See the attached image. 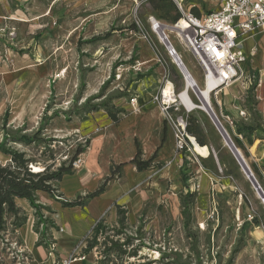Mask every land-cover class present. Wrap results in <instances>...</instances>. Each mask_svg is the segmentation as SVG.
Returning a JSON list of instances; mask_svg holds the SVG:
<instances>
[{"label": "rangeland", "instance_id": "rangeland-1", "mask_svg": "<svg viewBox=\"0 0 264 264\" xmlns=\"http://www.w3.org/2000/svg\"><path fill=\"white\" fill-rule=\"evenodd\" d=\"M193 5L202 12L216 9L215 0L184 1L185 9ZM173 12L170 11L169 17ZM149 16L172 24L153 10L148 0H0V138L4 115L8 119L7 127L24 128L22 133H33L45 114L48 117L58 112L59 115L51 119L40 134L45 144L10 143L25 153L30 160L28 165L43 170L47 165L55 169L62 162L68 164L78 144H85L86 140L90 143V135L85 133L95 127H99L100 132L94 138L100 142L95 144L91 169L101 178L99 184L110 174L112 165L126 162L120 174L112 177L106 186V191H110L107 205L98 215L100 206L94 202L83 208L84 221L87 212L88 219L94 217L77 232L71 234L69 227L58 223V220L80 219V214L75 211L77 208L62 209V202L86 194V176L84 179L87 181L84 180L78 192L65 190L63 180L67 176L55 183L56 193L60 196L51 198L50 206L41 209L43 217L48 220L43 237L35 231L37 217L33 208L23 210L19 207L21 212L18 216H26L23 225L25 230L28 229V235L17 233L16 229L21 226H14L13 216L7 214L2 238L8 235V242L0 240V264H43L40 262L42 258L36 254L37 261L28 262L31 255L23 252L24 248L36 237L33 247H39L45 254V249L49 250L52 243L58 247L55 245L58 243L56 237L61 234V238H65L64 233L72 236L71 245L64 250L59 249V252L66 257H84L80 264H99L100 260L104 264H198V259L202 264H264V204L237 162L233 161L206 112L195 109L190 114L200 123V134H203L207 145L202 146L192 139L193 152L189 150L180 162L174 156L175 144L170 129L168 126L164 129L163 117L151 100V95L164 83V70L156 65L154 54L141 33L130 29L136 20L149 28ZM169 36L197 86L204 87L203 73L197 62L173 34ZM241 47L247 55L242 65L244 75L226 94H222L221 105L220 98L211 93L210 105L264 192L261 168L264 165V140L259 138L261 133L257 132L254 143L249 145L236 133L231 118L225 114H232L238 121H249L244 104L247 77H251L252 82L251 71L257 70L259 79L254 94L257 108L264 117V34L242 39ZM164 53L170 62L165 50ZM171 64L170 68L179 75L176 80L169 77L175 81L177 93L182 90L184 79L177 67ZM104 86L105 95H115L120 90L128 93L113 100L125 111L118 123H113L104 112L83 117L73 113L62 114L80 106ZM189 93L199 103L194 91ZM136 94L142 104L138 113H134L129 105L130 98ZM241 111H245V115ZM92 132L89 133L91 136L95 134ZM163 135L166 141L148 169L138 171L134 164L129 163L135 154L136 142L142 150L141 158L147 160ZM221 143L227 167L221 166L211 153L213 150L217 154ZM86 151L87 146L76 157V162L85 160ZM9 161V156L0 153V164ZM74 161H71V166L75 173L81 166L76 167ZM170 161L172 164H167ZM181 170L192 190L195 184L200 186L193 191L192 239L186 236L182 225L180 196L186 188L181 182ZM147 181L151 186L145 187ZM38 202L41 204L44 200L38 196ZM116 204H122L128 210V233L135 235L139 229L144 245L140 246L136 256L122 263L120 260L115 263V258H105L104 246L83 255L85 240L99 219L103 218L111 228L107 234H113ZM58 213L61 214L59 218ZM253 217L259 220L258 225L253 222ZM37 229L41 230L40 224ZM138 244H141L139 239L134 240L133 245ZM234 250L237 251L232 256ZM161 252L168 257L162 258ZM53 257L54 263L60 264L55 249Z\"/></svg>", "mask_w": 264, "mask_h": 264}, {"label": "trees", "instance_id": "trees-1", "mask_svg": "<svg viewBox=\"0 0 264 264\" xmlns=\"http://www.w3.org/2000/svg\"><path fill=\"white\" fill-rule=\"evenodd\" d=\"M148 2L153 10L160 13V16L164 20L167 19L170 20L171 23H174L181 17V13L178 11L173 0H148ZM171 10L174 11L173 16L169 17ZM188 10L195 16H200L201 14L199 8L195 5L191 6ZM130 29H134L136 31L138 30L135 23L131 24ZM251 72L254 80L250 83L246 91L244 101L245 108L249 114V121H238L232 114L225 112V114L231 118L233 124L235 125L236 133L243 137L249 145L254 143V136L257 132L261 133L259 138L264 140V117L262 112L257 108V101L254 94V91L258 85L259 74L257 70H253ZM169 74L173 79H179V75L171 68H169ZM141 77L142 76L139 75V78ZM173 79L172 81H174ZM104 89L105 86L102 87L97 94L87 97L84 102L80 104V106H75L76 108L70 109L69 112L64 111L62 114L69 115V113H73L76 116L83 117L90 113L103 110L113 123H118L120 121V115L125 111L123 108L116 106L113 103V100L115 98L124 97L128 93L126 90H120L115 95H105ZM80 91H82L81 88ZM58 115V112H54L48 117L45 114L41 118L39 127L33 133H22V131L25 130L24 128L12 129L7 127L8 119L6 115H4L2 118L0 153L9 156L10 161L4 165L0 164V239L2 238V232L5 229V218L7 214L13 216L14 226L20 227L25 223L26 216H18L21 212V209L16 205V198L26 199L28 201L30 207L35 210V215L37 217L35 231L39 232L42 237L45 235L48 228V220L44 218L43 214L41 213V209L45 208V206L38 202L37 193L46 192L52 198L55 196H60L56 193L57 188L55 183L61 181L63 176L73 172L71 161H74L79 154L83 153L86 146L88 145V140L85 141V144H78L68 164H66V162H62L55 169L51 168L50 165H47L41 171H31V169L28 167L30 160L26 157L25 153L12 147L10 143H20L25 145L31 143L45 144V141L41 140L40 134L44 129H46L49 121ZM187 122V131L189 135L193 136L198 144L202 146L207 145L203 134H200L202 133V127L192 114L187 116ZM164 141L165 136L162 137L159 146L156 148L152 156L147 160H143L141 158L142 150L136 142L135 154L129 163L134 164L138 171L148 169L152 165V162L157 156V153L162 147ZM205 147L208 149L207 146ZM222 149L223 144L221 143L220 148H217V154H215L219 164H221V166L223 165L224 167H227V159L223 155ZM233 161L235 162L234 157ZM124 165H126V162L112 165L110 167V174L104 178V180L94 191L88 192L84 196L78 195L73 200L64 201L62 202V206L68 208L86 206L91 199L105 192V188L109 180L115 175H119ZM261 168L264 172V165ZM180 175L181 182L186 188V192L180 196L181 215L183 218L182 225L186 236L192 239L194 235L190 227L193 222V205L195 193L190 189L188 178L182 170L180 171ZM253 222L257 225L259 224V220H257L256 217H253ZM39 224L41 225L40 231L37 229ZM53 225L54 224L51 223V226ZM127 229L128 210L124 206L116 204V222L115 226L112 227L113 234H107V231L111 230V228H109V225L103 218L99 219L94 224L90 235L85 240L86 244L82 250V254L87 255L94 248H97L98 246H104L102 251L104 253V257L108 258L109 260L115 258V263L119 260L122 263L124 260L136 256L140 246L144 245L141 240L142 236L139 229L135 232V235L128 233ZM136 239H139L141 244L134 246L133 243ZM39 244L40 243L37 245ZM236 251L237 250H234L232 256L236 253ZM161 257L164 258L168 256L164 252H161ZM170 257L173 258L172 255ZM99 264H104L103 260H100ZM198 264H202L201 260L199 259Z\"/></svg>", "mask_w": 264, "mask_h": 264}, {"label": "built area", "instance_id": "built-area-1", "mask_svg": "<svg viewBox=\"0 0 264 264\" xmlns=\"http://www.w3.org/2000/svg\"><path fill=\"white\" fill-rule=\"evenodd\" d=\"M173 1L181 13V17L176 22L165 24L154 16H149V28H146L140 20H136L135 24L142 38L149 44L155 62L164 70V83L151 95V100L156 103L163 120L172 131L175 144L174 156L182 158L191 150L187 116L192 110L183 105L179 92L176 93L174 82L169 79V60L164 50L179 71V66L183 65L169 35L173 34L197 62L203 73L204 86L208 80L216 82L211 91L216 97L221 90L228 88L244 75L242 65L246 62L247 55L241 47V40L254 33L264 34V0H215L216 9L207 12L200 10V16H195L184 8L185 0ZM180 73L185 80V75L181 71ZM247 80L246 88L251 83V77L248 76ZM169 84L170 88H167ZM195 85L199 89L196 82ZM129 105L134 113L140 111L136 96L130 98ZM245 113L241 111V114L245 115ZM80 163L74 161L76 167L81 165ZM28 167L31 171L37 172L32 164ZM198 188L199 185L195 184L194 190ZM7 237L8 235H5L0 240L8 242ZM52 244L48 256H53L55 246ZM75 259H77L75 256L62 258L60 264H71Z\"/></svg>", "mask_w": 264, "mask_h": 264}, {"label": "crops", "instance_id": "crops-1", "mask_svg": "<svg viewBox=\"0 0 264 264\" xmlns=\"http://www.w3.org/2000/svg\"><path fill=\"white\" fill-rule=\"evenodd\" d=\"M258 33H254V34H251V35H249V36H246L245 38H243V40H245V39H248V38H250V37H252V36H255V35H257ZM251 50H253V49H251ZM152 51V50H151ZM153 53V52H152ZM153 59H154V57H153ZM155 61V60H154ZM183 62V61H182ZM156 63V62H155ZM172 62L170 61L169 62V68H170V64H171ZM156 65H158L157 63H156ZM171 65H173V63L171 64ZM159 66V65H158ZM160 67V66H159ZM177 73V72H176ZM174 82V81H173ZM237 82V81H236ZM236 82H234L233 84H235ZM261 82H262V80H261ZM174 84H175V82H174ZM232 84V85H233ZM231 85V86H232ZM231 86H229L228 88H224L223 90H221L218 94H217V96H216V98L217 97H219L220 98V101H219V103H220V105H221V100H222V94H226V91L231 87ZM136 97H137V100H138V98H139V95H137L136 94ZM138 104L140 105V110H141V106H142V104L141 103H139V101H138ZM130 109H131V107H130ZM101 112H104L103 110H100V111H97V112H93V114H98V113H101ZM105 113V112H104ZM107 115V114H106ZM108 117V116H107ZM163 124H164V129H166V127L168 126L167 124H166V122L163 120ZM168 128L170 129V127L168 126ZM97 129H98V131H97ZM90 131L92 132V133H95V134H92L93 136H91V134H89L90 133ZM100 132V129H99V127H95V129L94 130H88V132H86L85 134L86 135H90V143L87 145V151L84 153L85 155H84V157H85V160H83L84 161V163H81L82 165H81V169L79 170V171H76L75 173L74 172H72L71 174H68V175H65V176H67V177H65L64 178V180H63V186L65 187V190H67L68 192H78L80 189H81V187H82V185H84V176H86V178H87V180H88V186H87V188H88V191L86 192V193H88V192H92V191H94L100 184H99V180L101 179V178H98L97 177V175H95V172L94 171H92V169H91V159H92V156H93V154H94V152L96 151V149H95V144L96 143H99L100 142V140L98 139V138H94V135H97L98 133ZM170 132H171V135H172V138H173V134H172V131H171V129H170ZM163 136H165V135H163ZM190 137H191V139H194V141L195 142H197L196 140H195V138L193 137V136H191L190 135ZM162 139V138H161ZM92 140V141H91ZM173 140H174V138H173ZM161 141V140H160ZM165 141H166V137H165ZM165 141H164V143H165ZM163 143V144H164ZM136 144V143H135ZM160 144V143H159ZM162 144V145H163ZM192 147L194 148V142H193V140H192ZM159 146V145H158ZM157 146V147H158ZM156 147V148H157ZM136 148V147H135ZM162 148V147H161ZM160 148V149H161ZM159 149V150H160ZM156 150V149H155ZM154 150V151H155ZM173 152H174V149H173ZM154 153V152H153ZM181 159H183L184 160V156L182 157V158H176V160H179V162L181 161ZM115 163V162H114ZM109 164H111V161H110V163H108V165ZM171 164H172V162H171ZM108 170H109V166H108ZM105 174V173H104ZM91 176V177H90ZM93 177H94V179H93ZM63 179V178H62ZM62 179H61V181H62ZM87 180H85V181H87ZM148 181H150V180H148ZM148 181H147V183L145 184V187H147L148 186ZM60 182V181H59ZM198 184V183H197ZM199 185V184H198ZM149 186H151L150 184H149ZM200 187V186H199ZM190 189L192 190V188H191V186H190ZM199 189V188H198ZM37 195L39 196V197H41L43 200H44V202L43 203H41L43 206H50V201H51V196L48 194V193H46V192H38L37 193ZM110 197V191H106V188H105V192L104 193H102V194H100L99 196H97V197H94L93 199H91L89 202H88V204L86 205V206H84V207H71V208H77V209H75V211H77V213H79L80 214V219L78 220V219H75V220H70V221H66V222H64L63 221V219L61 218H59L60 216H61V214H59L58 213V218H59V220L58 221H60V222H58V223H61V224H63V225H65V226H67V227H69V229H70V232H71V234L73 233V231L74 232H77L81 227H82V225L83 224H87L89 221H91L92 219H93V217L94 216H92V219L90 220V219H88V216H89V213L87 212V219H86V221H84L85 220V218L83 217V215L82 214H85V213H83L84 211L82 210L83 208L85 209V208H88V206L92 203V202H94V203H96V204H98L99 206H100V210L98 211V213L96 214V215H98L100 212H101V210L107 205V202H109V198ZM105 199V200H104ZM15 202H16V205L18 206V207H20V208H22L23 210H27V207H30V205H29V203H28V201L26 200V199H21V198H16L15 199ZM119 205H122V204H119ZM123 206V205H122ZM63 207V206H62ZM31 208V207H30ZM64 208H68V207H63L62 209H64ZM61 209V210H62ZM61 210H59L58 212H60L61 213ZM95 215V216H96ZM115 215H116V209H115ZM115 222H116V220H115ZM81 224V225H80ZM63 229V228H62ZM16 232L17 233H23V232H25L27 235H28V229L26 228V230H25V226L23 225V226H21L20 228H17L16 229ZM66 236H65V238H61V234H59V236H57L56 237V239L58 240V243H56L55 245H58V247L56 246V248H55V254H56V256H58L59 257V259H60V263H61V259L62 258H65L66 256H63L60 252H59V249L60 250H64L65 248H67V247H70V245H71V235H69V234H66V233H64ZM28 237V236H27ZM30 237V236H29ZM32 237V236H31ZM36 239V237H34L33 239H32V242H30V243H28L27 244V248H24L25 250H23V252H25V253H27L28 255H31L30 256V258L27 260L28 262H32V261H37V257H41L42 258V260L40 261L41 263H45V264H53V262H54V257L53 256H48V252H49V250L48 249H45V254H44V251H40V249H39V247L36 249V248H34L33 247V241ZM67 244H69V245H67ZM61 245H63V247L61 246ZM35 254H36V256H35ZM81 262L82 261H84V260H80ZM80 261H73L71 264H80Z\"/></svg>", "mask_w": 264, "mask_h": 264}, {"label": "water", "instance_id": "water-1", "mask_svg": "<svg viewBox=\"0 0 264 264\" xmlns=\"http://www.w3.org/2000/svg\"><path fill=\"white\" fill-rule=\"evenodd\" d=\"M182 68L185 70V72L187 73V76L190 78V75L188 74L184 65H182ZM193 86H195V88H192L194 93L196 94L198 100L204 105V108H205L207 115L210 117V119L212 120L213 124L215 125L217 131L221 135L225 146H227L230 153L234 157L235 161L239 165L241 171L247 177L250 184L252 185V187L256 191L257 195L260 197L261 201L264 204V192H263L262 188L260 187L259 183L257 182L256 178L254 177L253 173L251 172L250 168L248 167V165H247L244 157L242 156L241 152L237 149V147L233 143L232 139L228 135L227 131L224 129V127L222 126V124L218 120V118L215 115L213 109L211 108L208 100H206V98H204V96H202L201 90L196 87L195 83ZM211 153L213 154L214 158L218 162L215 152L213 150H211Z\"/></svg>", "mask_w": 264, "mask_h": 264}, {"label": "bare ground", "instance_id": "bare-ground-1", "mask_svg": "<svg viewBox=\"0 0 264 264\" xmlns=\"http://www.w3.org/2000/svg\"><path fill=\"white\" fill-rule=\"evenodd\" d=\"M180 1V0H178ZM180 24H182V22H180ZM158 33H160V30H158ZM179 63V62H178ZM183 65L185 67V69L187 70L188 74L190 75V78L187 76V73L185 72V70L182 68V66H179L180 71L185 75V80H184V85L182 90L179 92V98L181 100V102L183 103V105L185 107H187L189 110H195V109H199L201 111H205L204 105L199 101V103L195 102L191 95H190V90H192V88H195L194 83H195V79L193 77V75L190 73V71H188L187 65L183 62ZM216 82L214 80H208L206 86L199 88L201 90V94L202 96H204V98H206V100H208L209 104H210V96H211V91L214 88ZM202 98V97H201ZM211 106V105H210ZM190 142L192 143V139L190 137ZM191 151L193 152V147L191 144ZM81 163H84L83 160H80ZM82 165V164H81ZM81 165H79L78 167H80ZM34 170L41 171L42 169L38 166H34ZM84 258V257H83ZM83 258H78L75 259L74 261H80L83 260Z\"/></svg>", "mask_w": 264, "mask_h": 264}]
</instances>
